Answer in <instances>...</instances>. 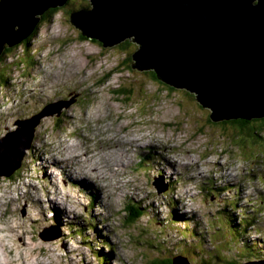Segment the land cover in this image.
<instances>
[{
	"label": "rangeland",
	"instance_id": "374dc122",
	"mask_svg": "<svg viewBox=\"0 0 264 264\" xmlns=\"http://www.w3.org/2000/svg\"><path fill=\"white\" fill-rule=\"evenodd\" d=\"M81 2L73 0V8ZM67 12L45 22L30 48H15L0 66V75L9 74L0 77V138L18 130L23 119L39 115L47 103L75 100L63 117L41 120L21 169L10 179L0 178V264H146L157 256L171 258L176 249H185L191 264H264V251L254 248L263 247L255 237L264 238V133L262 141H237L236 132L208 122L210 110L187 90L170 94L146 72L126 70L121 62L126 59L129 65L139 44L131 42L123 55L117 46L103 48L83 40ZM7 97L12 104L3 105ZM24 138L17 135L16 140L23 144ZM79 141L95 154L116 152L130 158L113 172L110 167L117 159L106 161L104 179L96 187L108 203L98 204V211H86L75 190H86L92 181L88 177L93 171L86 166L96 163L92 157L74 159L80 165L71 170L73 177H64L65 169L57 180L59 171L49 175L53 170L48 161H61L54 154L60 152L66 160V150L76 152ZM140 145H155L175 166L167 172L172 181L167 195L170 189L158 194L154 187H166L156 180L166 161L148 160L140 166V153L135 156ZM114 146L119 148L109 150ZM64 163L69 173L72 164ZM252 174L258 175L254 181ZM245 180L242 196L235 198L234 190H226L228 184ZM52 192L60 199L61 217L53 212L55 204L53 210L48 204ZM129 198V205L141 206L145 213L138 223L126 222L123 205ZM109 213L116 214L114 219L104 222ZM54 235L58 238L50 240Z\"/></svg>",
	"mask_w": 264,
	"mask_h": 264
},
{
	"label": "water",
	"instance_id": "95a60500",
	"mask_svg": "<svg viewBox=\"0 0 264 264\" xmlns=\"http://www.w3.org/2000/svg\"><path fill=\"white\" fill-rule=\"evenodd\" d=\"M88 1L90 9L71 14L84 37L104 48L135 37L132 42L140 48L133 54V69L153 71L160 82L194 94L213 123L264 119V0ZM66 3L0 0V58L7 47L30 37L47 11ZM74 102L49 106L0 140V178L22 167L41 120L60 116ZM17 135L27 136L26 143L19 144ZM155 185L159 193L167 190ZM185 262L174 258V264Z\"/></svg>",
	"mask_w": 264,
	"mask_h": 264
},
{
	"label": "trees",
	"instance_id": "16d2710c",
	"mask_svg": "<svg viewBox=\"0 0 264 264\" xmlns=\"http://www.w3.org/2000/svg\"><path fill=\"white\" fill-rule=\"evenodd\" d=\"M81 1L82 2L80 3V5H78L80 8L79 7L78 8H73V7H76V5L73 6L72 5L73 4V0H69L68 5H65V7H63V9L62 8L61 9H59V8L58 9L57 8H51L49 11H47L43 15V17H42L43 22L41 21L38 24V26L36 27V29L34 31V34L32 36H30L28 39H26L24 42H22L21 44L17 45L14 48H9V47L6 48L5 52L3 53L2 57L0 58V66L3 67L6 64L5 61L7 60L9 54L12 53V51L15 48H19V47H21L23 45L24 46H27L28 48H30L32 46V45H30L31 42L33 41L32 39L35 38V36L37 35L39 28L45 22H47V23L51 22L52 21V17L55 14H57L59 11H64V10L68 11L67 12V15L69 17L72 12L74 13V12L79 11L81 9H85V8L90 7V2L88 0H81ZM80 34H81L80 35V38L81 39L88 40V38L84 37L81 32H80ZM93 42H95V41H93ZM130 44H132L131 41L130 40H127V41L119 44L117 46V48H119L120 50H122L121 54L124 55L129 50ZM101 46L103 47L102 44H101ZM133 54H131L129 56L130 57L129 58L130 62L133 61V59H132L133 58ZM130 62H129V65H126L127 64V61H126V59H124V61L121 62V65H124L125 67H127L126 70H128L129 72H132L133 71V63L130 64ZM146 74L150 76V80L152 81V83L161 85L164 88L163 90L167 91L170 94H171V92L174 93V92H176V90H179V89H176L174 87H171L169 85H166V84L160 82L158 80V78H157L156 73L153 72V71L146 72ZM5 75L7 77L9 76L8 73H5V71H3L1 73V75H0V77L2 78ZM0 83H2V81H0ZM7 85H8V82L4 84V87H6ZM129 92H130V90L128 89V90H123L121 93L122 94H125V93L127 94ZM192 96L196 100V96L194 94ZM196 102H197V100H196ZM208 118H209L208 119V122L210 124H214L219 129H222L223 131H225L227 133H230V132L234 133V132H236L237 135H236L235 138L239 142H243L244 143L245 140H247L249 142H253L254 140H255V142L256 141H262L263 140L262 139V134L264 133V119H261V120H253V121L231 120V121H224V122H221V123L216 124V123H213L211 121L210 115H209ZM236 146H241V145H239V144L236 143ZM13 176L9 177V179L12 178ZM125 213H126L125 215L128 216V219L126 220V222H130V223H136V222L138 223L145 216V213H144L142 207L141 206H136L135 204L129 205V204L126 203V205H125ZM155 248H157L156 245H155ZM254 248H255V246H254ZM161 250L164 251L163 248H161ZM256 250L258 252L262 251V250H258V249H256ZM175 251H176L175 255L173 257H171V258L157 256L155 259L149 261L146 264H174V258L177 257V256L184 257L188 261H190L189 258L186 256V253L187 252H186L185 249H179V250L176 249ZM179 251H182V253H183V251H185V253H183V255H181ZM105 256L108 257V254L105 255ZM259 258H261V257H259ZM259 261H262V260H259ZM243 264H246V263L244 262Z\"/></svg>",
	"mask_w": 264,
	"mask_h": 264
},
{
	"label": "bare ground",
	"instance_id": "6f19581e",
	"mask_svg": "<svg viewBox=\"0 0 264 264\" xmlns=\"http://www.w3.org/2000/svg\"><path fill=\"white\" fill-rule=\"evenodd\" d=\"M68 2H69V0H67V3H66V5H68ZM91 6V5H90ZM63 7H65V6H63ZM63 7H57V9L59 8V9H61V8H63ZM91 8V7H90ZM90 8H85V9H90ZM82 10V9H81ZM80 11V10H79ZM71 14H73V12L71 13ZM40 21H42L43 22V19H41ZM71 21V20H70ZM74 26V25H73ZM75 27V26H74ZM34 34V32L30 35V36H32ZM131 39H136V38H131ZM131 42H132V40H130ZM96 42H98V41H96ZM100 43V42H99ZM101 44V43H100ZM134 62V61H133ZM133 142V141H132ZM78 159V158H77ZM23 162H24V160H23ZM57 162H59V161H54V163H57ZM78 163H80V162H78ZM98 163H96V165H97ZM80 165V164H79ZM78 164H76V166L75 167H78L79 166ZM22 166H23V164H22ZM21 169V168H20ZM47 169V168H46ZM96 170H98V168H96ZM70 176H72L73 177V175H72V173L70 174ZM70 176H68V178H70ZM85 179H88V178H85ZM82 181H85V180H82ZM71 182H74V181H72L71 180ZM79 185H80V183H79ZM255 251V250H254ZM3 261V259L2 258H0V261ZM5 264V263H4Z\"/></svg>",
	"mask_w": 264,
	"mask_h": 264
},
{
	"label": "clouds",
	"instance_id": "9594fccd",
	"mask_svg": "<svg viewBox=\"0 0 264 264\" xmlns=\"http://www.w3.org/2000/svg\"><path fill=\"white\" fill-rule=\"evenodd\" d=\"M137 49H138V47H137Z\"/></svg>",
	"mask_w": 264,
	"mask_h": 264
}]
</instances>
